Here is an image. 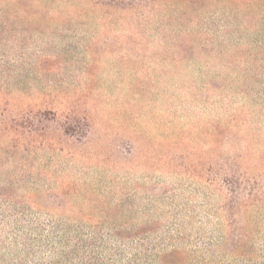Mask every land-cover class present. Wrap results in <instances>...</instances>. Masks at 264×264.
Here are the masks:
<instances>
[{
	"label": "rangeland",
	"instance_id": "rangeland-1",
	"mask_svg": "<svg viewBox=\"0 0 264 264\" xmlns=\"http://www.w3.org/2000/svg\"><path fill=\"white\" fill-rule=\"evenodd\" d=\"M233 7L0 0V199L221 203L223 171L264 199V61L209 29Z\"/></svg>",
	"mask_w": 264,
	"mask_h": 264
},
{
	"label": "trees",
	"instance_id": "trees-1",
	"mask_svg": "<svg viewBox=\"0 0 264 264\" xmlns=\"http://www.w3.org/2000/svg\"><path fill=\"white\" fill-rule=\"evenodd\" d=\"M215 1L235 7L212 18L208 35L231 36L228 49L251 48L264 61V0ZM92 2L129 14L148 0ZM222 41L204 45L216 50ZM248 181L214 173L210 182L226 192L221 203L154 193L0 199V264H264V199H246Z\"/></svg>",
	"mask_w": 264,
	"mask_h": 264
}]
</instances>
